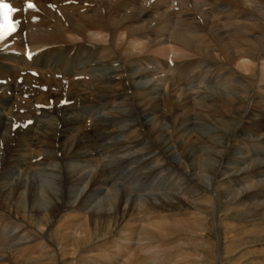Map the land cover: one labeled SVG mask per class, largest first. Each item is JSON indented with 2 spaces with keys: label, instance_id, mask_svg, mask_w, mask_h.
<instances>
[{
  "label": "bare ground",
  "instance_id": "bare-ground-1",
  "mask_svg": "<svg viewBox=\"0 0 264 264\" xmlns=\"http://www.w3.org/2000/svg\"><path fill=\"white\" fill-rule=\"evenodd\" d=\"M41 1L52 18L27 26L26 39L34 48L50 46L38 57L64 52L41 65L90 75L69 88L73 102L60 129L48 116L35 139L29 127L14 147L5 146L0 264H204L205 257L222 262L238 254L251 237L264 238L258 224L264 221V98L254 77L256 62L264 66V0H96L83 11L81 3ZM171 50L202 61L173 60L171 67ZM7 58L0 63V137L5 112L17 104L15 78L29 65L23 55ZM193 72L212 85L187 91ZM83 112L93 117L91 130L66 142L60 131L82 133ZM110 116L122 117L98 124ZM21 143L46 151L44 158L32 163L17 152ZM2 207L18 216L16 226ZM179 211L184 218L165 216ZM213 211L221 213L218 230L227 220H251L247 236L222 241L221 256L214 249L222 231L208 234Z\"/></svg>",
  "mask_w": 264,
  "mask_h": 264
},
{
  "label": "rangeland",
  "instance_id": "rangeland-1",
  "mask_svg": "<svg viewBox=\"0 0 264 264\" xmlns=\"http://www.w3.org/2000/svg\"><path fill=\"white\" fill-rule=\"evenodd\" d=\"M153 55V54H152ZM155 56V55H154ZM200 60L201 59V57L200 56H198V58H192L191 60H194V61H197V60ZM175 62H176V60L175 59H173ZM184 60H189V59H184ZM166 60H165V58H164V62H165ZM201 61H202V59H201ZM206 61V60H205ZM259 62H256V67H257V69L254 71V74H255V79H256V81H255V86L257 87V91H258V89H259V91H258V93L260 94V96L262 97V98H264V93H263V91H264V66L263 67H259L260 66V64H258ZM263 63H264V59H263ZM216 65H218V64H216ZM233 66H232V68L235 70H237V72H238V70L239 69H237V67H234V64H232ZM214 67H215V64H214ZM260 68V69H259ZM211 70V69H210ZM206 71V70H205ZM205 71H204V73H205ZM240 71V70H239ZM242 71V70H241ZM239 72V73H241V74H244L245 76H247V72L245 73V72ZM194 73V72H193ZM220 73H222L221 71H220ZM197 73H195V76L197 77L198 76V74L196 75ZM200 75V74H199ZM224 77H226V76H224ZM260 77V78H259ZM221 79V78H220ZM260 81H262V82H260ZM181 82H183V81H181ZM180 82V83H181ZM261 83V84H260ZM209 85H212L211 83H207L206 84V87H208ZM219 84H215V87L216 86H218ZM263 86V87H262ZM260 87V88H259ZM262 88H263V90H262ZM260 89H261V92H260ZM191 92H192V90H191ZM193 93V92H192ZM70 105V104H69ZM68 106V105H67ZM124 116V115H123ZM119 117H122V116H110V117H108V118H105V119H103V120H101L100 122H98V124L99 123H103V122H106V121H110V120H113V119H115V118H119ZM94 128V127H93ZM92 128V129H93ZM107 129L109 130V129H111V127H109V126H107ZM85 132H87V130H86V126H84V128H83V132L82 133H77V132H73V133H69L68 131H67V129L65 128V127H63L62 128V130L60 131V135H63L65 138H66V142H68V140H67V138H69V139H71V138H74V137H76V136H78V135H80V134H83V133H85ZM57 133H58V131H56V132H54V134H53V137H54V140H55V137L57 136ZM17 152L18 151H22V152H24V153H26L27 155H29V156H31V157H35V156H37L38 154H41V153H43L44 155H45V152L46 151H44V152H37V151H35L29 144H27V143H21V144H19L17 147ZM107 152V149L105 148V147H103L102 145L101 146H99V149H98V153L100 154V155H104L105 153ZM6 162H7V160H6ZM208 190L213 194V193H215V187H209L208 188ZM214 191V192H213ZM192 198H195V197H192ZM221 200V201H220ZM224 201V199L222 200V199H220L219 198V202H220V204L222 203ZM185 210V209H184ZM4 211V210H3ZM222 211V212H221ZM223 211H225V210H220V212L223 214ZM219 212V214L218 215H221V213ZM5 213V212H4ZM214 213V214H213ZM213 213L211 214L212 215V221H213V223H211L210 225L212 226H210V229H209V231H208V234H211V235H217L218 236V232L219 231H222V233H223V236H222V239L223 240H221L220 238L219 239H217V241H216V245H215V249L214 250H216L215 252L218 254L219 253V255L221 256L222 255V253H223V243H222V241H224V242H226L225 243V245L228 243L229 245L230 244H232V242H233V240L237 237V238H242V237H244V236H247V233H244L245 231H244V229H245V226L249 223L250 224V222H251V220L250 221H246V223H245V225H244V223H241V222H238V221H233V220H227V222H229L230 224L229 225H231V226H227L226 225V227H225V225H223V222H222V228L220 229V230H218V228L217 227H215V224H216V220L218 219V215H217V213L215 212V211H213ZM232 213V212H231ZM181 214H184L182 211H179V212H174V214H171V215H165L166 217H168V218H174V219H180V218H184V217H182L181 216ZM6 215V217H7V219H9V222L11 223V224H13V225H15L16 226V219L15 218H13V217H11L10 215H8V214H5ZM10 216V218H8ZM15 216V215H14ZM232 216H235L236 218L237 217H245V215L244 214H240V213H238V215L235 213V214H233ZM18 217V216H17ZM191 219H193V218H191ZM214 219V220H213ZM222 219V218H221ZM156 220H160L159 218H157ZM223 221H226V220H223ZM21 222V221H20ZM19 222V228H18V230H21L22 231V229H25L24 228V226H23V224H21ZM237 223V225H235ZM258 224H260V225H262V226H264V221H262L261 223H258ZM240 226V227H239ZM242 226V227H241ZM244 227V228H243ZM20 231V232H21ZM229 231V232H228ZM243 233V234H242ZM239 235V236H238ZM241 235V236H240ZM195 238H198L199 236H197V235H193ZM264 237V236H263ZM208 238V237H207ZM227 239V240H226ZM229 240V241H228ZM242 241H245V240H242ZM260 242V243H259ZM27 243H29L30 245H34V244H36V240H33V241H27ZM219 243H221V244H219ZM193 244H195V243H193ZM218 245V246H217ZM236 245H240L239 244V242H237L236 243ZM221 246V247H220ZM264 238H261V237H251L250 239H249V243L247 242V241H245V243H243L242 244V246L240 247V250H238V254H235V253H228V255L226 256L225 255V257L223 258L224 260L222 261V262H220L217 258H215V257H212L211 259L209 258V257H205L204 258V264L206 263V264H264V262H263V259L264 258H262V255H264ZM234 247H237V246H234ZM234 247L232 248V250H234ZM261 247H262V249H261ZM97 248V249H96ZM90 249H93L94 250V254H97L98 253V247L97 246H95V245H92V247H90ZM218 249V250H217ZM250 249V250H249ZM96 250V251H95ZM10 251V250H9ZM8 251V252H9ZM212 251V250H211ZM211 251H209V252H211ZM220 251V252H219ZM249 251V253L248 254H245L246 252H248ZM95 252H97V253H95ZM208 252V253H209ZM217 254H216V257H218L217 256ZM235 255V256H234ZM67 257L69 256V254L68 255H66ZM229 256V257H228ZM129 258L130 257H132V256H128ZM262 258V259H261ZM210 259V260H209ZM215 259V260H214ZM190 264H198V263H190ZM200 264V263H199Z\"/></svg>",
  "mask_w": 264,
  "mask_h": 264
},
{
  "label": "snow or ice",
  "instance_id": "snow-or-ice-1",
  "mask_svg": "<svg viewBox=\"0 0 264 264\" xmlns=\"http://www.w3.org/2000/svg\"><path fill=\"white\" fill-rule=\"evenodd\" d=\"M33 8H35V4L32 3V0H25V9L15 8L5 0H0V41L10 37L19 26L20 21L13 19V14Z\"/></svg>",
  "mask_w": 264,
  "mask_h": 264
}]
</instances>
